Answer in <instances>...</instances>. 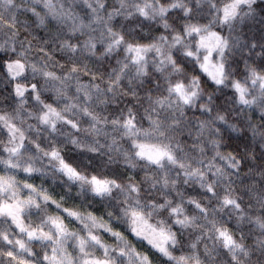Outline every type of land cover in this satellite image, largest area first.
Listing matches in <instances>:
<instances>
[{"label": "clouds", "instance_id": "9594fccd", "mask_svg": "<svg viewBox=\"0 0 264 264\" xmlns=\"http://www.w3.org/2000/svg\"><path fill=\"white\" fill-rule=\"evenodd\" d=\"M0 264H264V0H0Z\"/></svg>", "mask_w": 264, "mask_h": 264}]
</instances>
